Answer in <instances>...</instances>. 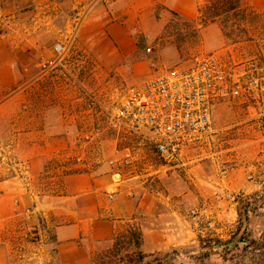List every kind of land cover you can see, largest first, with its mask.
I'll return each instance as SVG.
<instances>
[{
	"label": "rangeland",
	"instance_id": "obj_1",
	"mask_svg": "<svg viewBox=\"0 0 264 264\" xmlns=\"http://www.w3.org/2000/svg\"><path fill=\"white\" fill-rule=\"evenodd\" d=\"M115 1L35 0L21 12L0 9L1 43L18 55L28 81L23 96L17 101L13 94L0 110V182L24 193L23 200L11 201V219L0 222V264H57L40 207L63 193V176L109 169L107 162L134 143L119 142L104 118L125 88L185 66L196 54H214L253 74L264 64V0H198L192 20L165 13L161 5L138 13L130 39L121 43L126 54L135 52L123 57L112 46L120 66L102 71L97 52L107 51L108 32L121 25L113 15L125 11ZM96 12L99 39L97 17L91 19ZM165 15L157 35L148 32ZM57 44L61 55L54 51ZM16 46L24 51L16 54ZM143 67L148 77L137 76ZM212 121L217 134L175 164L161 163L147 146L132 149L133 168L124 173L133 177L134 197L154 200L156 217L166 214L168 247L143 253L140 226L123 225L107 247L92 254L90 264H264V137L238 101L217 104ZM85 134L91 141L82 139ZM47 151L51 157L34 173L31 157ZM75 154L83 156L85 167L74 162ZM13 159L27 164L26 174ZM250 164L256 166L252 183L246 178ZM26 209L31 213L25 215Z\"/></svg>",
	"mask_w": 264,
	"mask_h": 264
},
{
	"label": "crops",
	"instance_id": "obj_2",
	"mask_svg": "<svg viewBox=\"0 0 264 264\" xmlns=\"http://www.w3.org/2000/svg\"><path fill=\"white\" fill-rule=\"evenodd\" d=\"M197 1L116 0V5L123 6L125 11L113 15V19L120 21L121 25L115 26V32H108V36H106L107 43H109L107 51L99 50L97 52L101 70L105 71L120 66L117 59L114 58L117 57V54L115 55L112 46H118L123 57L135 52L126 54L121 48V43L125 44L130 39L129 36L132 33L130 23L136 20L138 13L151 12L155 5H161L160 7L165 13L173 12L184 19L192 20L196 14ZM34 2L35 0H0V9L5 13H17L30 7ZM159 2L161 4H156ZM100 16V12L91 16L92 20L97 17L95 22L97 29L94 37L98 39L100 36L97 32L100 31V27L97 22ZM166 21L167 16L165 15L164 20L158 22L153 31L148 29V32L157 35ZM112 26L109 25L108 30ZM150 38L152 39L153 36ZM16 47H18L16 54L24 51L23 46ZM17 60L18 55L15 58L11 52H8L7 45L1 43L0 40V110L8 103L13 94L18 101L26 89L25 85L28 81H25L24 69L17 64ZM148 75L149 72L144 67L143 71L137 74L138 77H148ZM50 157V151L33 155L31 157L32 171L34 173L41 172ZM84 169L63 176L61 184L63 193L54 197L48 206L40 207L41 212L39 213L45 219V228L50 231L53 237L57 264H90L92 254L107 247L115 239L123 225L140 226L139 245L143 253H153L168 247L170 234L165 229V225H162L165 221L163 216L166 214L156 217L153 215V211H156L153 206L157 204L154 200L147 202L133 196L132 189L135 183L131 180L133 177H127L124 171L122 172L123 178L119 181L109 169L104 167ZM254 181L255 178L249 182ZM247 186L245 187L249 188ZM0 189L2 190L0 193V222H6L13 215L11 201L19 197L23 200L24 193L18 187L13 188L8 181L0 182ZM30 199L33 201V198ZM163 204L168 205L165 201ZM164 210L166 209H160V212L165 213ZM37 221L38 219L35 220V223Z\"/></svg>",
	"mask_w": 264,
	"mask_h": 264
},
{
	"label": "built area",
	"instance_id": "obj_3",
	"mask_svg": "<svg viewBox=\"0 0 264 264\" xmlns=\"http://www.w3.org/2000/svg\"><path fill=\"white\" fill-rule=\"evenodd\" d=\"M261 31L264 35V17ZM54 51L61 55L63 47L57 44ZM223 101H238L264 137V64L253 74L225 64L214 54H196L185 66H173L138 86L125 88L104 118L119 142L134 143L107 162L109 170L120 181L122 172L133 168L135 147H149L163 164L180 162L187 150L202 147L217 134L212 112ZM82 139L88 142L91 136L85 134ZM82 157H74L79 167H85ZM12 164L27 173L26 163L13 159ZM255 170L254 164L246 167L247 180L254 179ZM30 213L25 210V215Z\"/></svg>",
	"mask_w": 264,
	"mask_h": 264
}]
</instances>
